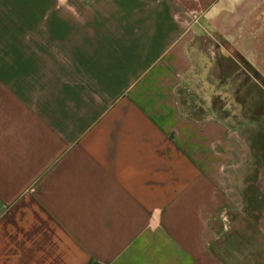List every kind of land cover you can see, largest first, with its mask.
<instances>
[{"label":"crops","instance_id":"0c3cea01","mask_svg":"<svg viewBox=\"0 0 264 264\" xmlns=\"http://www.w3.org/2000/svg\"><path fill=\"white\" fill-rule=\"evenodd\" d=\"M260 1L0 0V264H264V161L184 98L214 31L264 87Z\"/></svg>","mask_w":264,"mask_h":264},{"label":"rangeland","instance_id":"374dc122","mask_svg":"<svg viewBox=\"0 0 264 264\" xmlns=\"http://www.w3.org/2000/svg\"><path fill=\"white\" fill-rule=\"evenodd\" d=\"M260 2L264 6V1ZM198 44L190 71L193 75L184 86L193 88L192 93H184L186 102L196 105L199 97L205 101L207 96L211 108L220 106L231 128L239 129L247 138L257 163L264 161V87L251 77L247 65L219 52L215 31L199 38Z\"/></svg>","mask_w":264,"mask_h":264}]
</instances>
